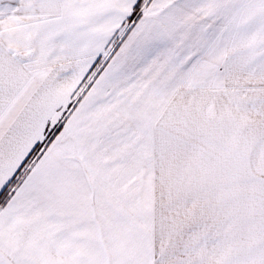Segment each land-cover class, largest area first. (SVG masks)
Wrapping results in <instances>:
<instances>
[{
  "label": "snow or ice",
  "instance_id": "1",
  "mask_svg": "<svg viewBox=\"0 0 264 264\" xmlns=\"http://www.w3.org/2000/svg\"><path fill=\"white\" fill-rule=\"evenodd\" d=\"M0 264H264V0H0Z\"/></svg>",
  "mask_w": 264,
  "mask_h": 264
}]
</instances>
